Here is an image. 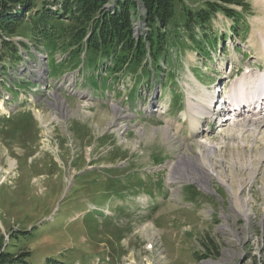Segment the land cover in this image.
I'll list each match as a JSON object with an SVG mask.
<instances>
[{
  "label": "rangeland",
  "instance_id": "374dc122",
  "mask_svg": "<svg viewBox=\"0 0 264 264\" xmlns=\"http://www.w3.org/2000/svg\"><path fill=\"white\" fill-rule=\"evenodd\" d=\"M136 1V34H146V41L157 29L148 31L144 19L137 21L145 9ZM174 1L175 16L161 29L165 49L154 61L147 52L144 66L130 63L112 73L97 69L92 51L69 57L70 49L62 47L71 24L66 20H47L62 39L40 41L46 52H6L0 63V253L19 257L15 264H264V142L239 149L237 139L224 144L219 136L233 126L216 122L209 129L210 121L200 122V130L221 143L227 165L218 169L221 175L237 196H250L248 218L216 178L206 191L167 179L183 151H199V138L183 121L189 102L208 106L203 95L217 84L227 96L244 74L264 71V27L256 21L264 11L258 0ZM209 3L231 9L237 18L218 7L207 24L187 25V13L207 10ZM16 37L29 42L32 23L19 27ZM248 95L255 96L253 90ZM254 98L264 102V94ZM250 100L249 110L259 111ZM220 108H228L227 102ZM167 118L185 127L174 129L172 147L161 132L151 134ZM140 127L146 128L143 139Z\"/></svg>",
  "mask_w": 264,
  "mask_h": 264
},
{
  "label": "trees",
  "instance_id": "16d2710c",
  "mask_svg": "<svg viewBox=\"0 0 264 264\" xmlns=\"http://www.w3.org/2000/svg\"><path fill=\"white\" fill-rule=\"evenodd\" d=\"M38 0H0V62H5L6 52L18 48L3 37H15L19 27L27 21L32 23L33 37L31 42L41 43L42 40H61L54 25L49 26L47 20H66L71 24L64 31L62 47L69 48L71 55L82 51L94 52L97 56V68L103 67L106 72L117 73L124 65L135 64L144 66V59L149 52L152 61L156 60L165 49V35L161 29H165L175 16L174 0H141L145 9V20L150 30L155 27L157 36L148 33L147 40L138 38L134 30L132 16L141 5L136 0H41V8L37 6ZM225 5L238 4L236 0H219ZM243 4V3H242ZM240 4V5H242ZM239 5V6H240ZM217 3H209L207 10L202 9L193 15L188 12L187 25L196 21L197 24H207L216 14ZM223 8V7H222ZM231 18L237 15L229 8H223ZM138 16L142 14L138 13ZM143 17V19H144ZM132 22V25H131ZM133 29V30H132ZM134 35V37H133ZM137 35V36H136ZM145 34L141 35L144 36ZM67 37V38H66ZM149 43V49L146 45ZM23 48H27L22 43ZM25 255V254H24ZM23 257V256H21ZM19 257L7 252L0 253V264H15Z\"/></svg>",
  "mask_w": 264,
  "mask_h": 264
},
{
  "label": "bare ground",
  "instance_id": "6f19581e",
  "mask_svg": "<svg viewBox=\"0 0 264 264\" xmlns=\"http://www.w3.org/2000/svg\"><path fill=\"white\" fill-rule=\"evenodd\" d=\"M257 5L258 7L261 8V10L264 11V0H258ZM139 20L140 21L143 20V16H139L137 18V21ZM256 21L260 22L261 25H263L264 27V18H258L256 19ZM134 28L136 31H138V29L136 28V24L134 25ZM261 39H262L261 52L264 57V34H262ZM230 77L228 78L230 79ZM255 88L261 91L258 92V90H256L258 92L257 93L254 91ZM252 90L255 96L264 94V71L244 74L241 79H238V81L235 82V88L231 91L232 93H230L232 94L231 99L225 100L227 102L228 108L233 109L231 111L228 108L226 109L220 108L221 105H224L226 103V102L223 103V101H219L217 105L213 108L214 109L213 111L210 108V105L206 107L205 102H201V104L197 103L194 100H191L189 102L187 108L188 113L183 115V121L186 122L187 124H190V127H192L191 131H194L191 133H194L195 136L199 138L198 142H196L198 143L197 148L199 151L195 152V154L193 153L191 154L187 151H183L179 155L177 161L171 163L170 171L167 177L169 183L180 184L183 180L185 182H190L192 184L194 183L199 184L200 188L204 191L207 190V185L210 183V181L213 178H216L218 183L223 184V186H225V188L230 191L233 197L231 204L234 205L237 204L236 206L239 207L242 206L244 210L241 216L246 218H248L249 214H251V212L249 211L250 208L249 202L251 201L250 200L251 198L250 196L249 198H245V197L241 198L237 196L236 195L237 191L235 192L233 190L232 185H230V183L228 182V179H226L221 175L218 169L220 168L224 169L225 167L227 168V165L224 163L225 161L221 155V152L219 154V151L221 150L220 149L221 143H216L214 138L210 137L209 135H206L205 134L206 128L205 130H200L201 129L200 126L202 125L200 122L204 119L206 123L207 121H210L208 124L212 123L213 124L212 126H214V124L216 123L215 117H218V114L220 113L222 115L225 114L221 118H218L220 119V121H218L220 122L219 123L220 126L218 127H225L230 124L229 128L232 129L233 126L234 129L220 130L221 133L219 136L222 138L224 144L228 143V140H233V138H235L238 140L239 149L245 150L247 149V147L251 149V147H254L256 144L257 145L259 144L260 146L261 142H264V130H262L264 128V102L263 103L259 102L256 98H254L255 96L247 97L249 96L248 94H251ZM211 91L212 90H210L207 94L203 95L204 101L207 99L210 100V103H212L217 97H221V98L223 97V100L224 98H227L225 97L226 95H221V92L224 91L222 89V86L220 91H217L216 88L215 90L212 91L213 93H211ZM250 98H252V100H250L251 102L260 105L261 108L259 107L260 108L259 111L257 110L258 109L257 106H252V107H257V109L255 108L252 111L249 110V107H247L246 102ZM229 103H236V104L232 106ZM65 104L66 103H64L63 100H58L57 105H59L61 108L57 105L56 106L60 108L61 112L63 113L67 112V114H69L71 109H68L69 107L65 106ZM245 106L248 108L249 111L246 110V108H243ZM236 107H238L239 109H235ZM121 112L122 110L120 109L119 106H114V113L116 115H120ZM38 113L39 112H37V116L39 115L38 117L42 118V114L41 113L38 114ZM164 113H165L164 111L163 113L162 111L160 113L158 112L159 115H163ZM188 114L190 115L188 116ZM185 118L187 119L184 120ZM54 119L56 121L59 120L57 117L56 118L54 117ZM116 119L117 116H115L114 121L110 124L111 129L113 127L115 128L116 126L115 122H117ZM125 128L126 127L123 126L121 129L116 130L119 136L121 135V133L124 131ZM152 128H153L151 132L152 135L155 136L158 132H161L162 138L166 140L168 146L172 147L173 144L170 141L174 140L176 138L175 136L177 135L174 129L176 128L177 132L179 131L181 132V130H183L185 127L180 121L174 123L172 120L167 118L164 126L162 127L153 126ZM215 128H217V126ZM145 129L143 127L137 129V133L141 136L142 139L146 137ZM152 135L149 136V140L152 137ZM138 143H139L138 140L133 143L135 149L138 147ZM224 146L225 145H223V147ZM190 149L192 150L193 148ZM236 154H240V153H236ZM232 164H233V168H235L236 164H234V162H232ZM14 165L15 163L11 161L10 168L13 169ZM262 189H264V186ZM174 192L177 193V191ZM153 235L154 234H152V236ZM149 248H153V247L149 246L148 249Z\"/></svg>",
  "mask_w": 264,
  "mask_h": 264
}]
</instances>
